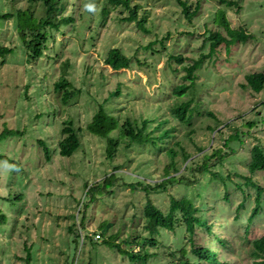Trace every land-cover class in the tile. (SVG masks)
I'll use <instances>...</instances> for the list:
<instances>
[{
    "label": "rangeland",
    "instance_id": "1",
    "mask_svg": "<svg viewBox=\"0 0 264 264\" xmlns=\"http://www.w3.org/2000/svg\"><path fill=\"white\" fill-rule=\"evenodd\" d=\"M68 1L64 15L73 13L74 28L65 26L53 31L43 55L28 63L13 19L0 20V46L14 49L6 55L4 64L0 57V131L7 128L22 132L0 141V153L17 163L0 160V216L4 218L0 223V264H130L126 256L109 249L103 241L116 236L120 244L137 234L146 236L140 216L145 194L140 186L132 189L131 185L139 179L153 184L163 178L164 168L173 162L166 153L169 145L176 152V176L183 173V153L195 156L198 147L208 148L213 137L209 127L220 128L227 122L233 125L225 129V135L234 133L235 127L240 131L235 132L231 143L222 146L227 159L210 167L223 177L229 176L226 185L206 174L200 176L198 184L184 188L169 185L165 192L149 197L162 212L167 211L171 197H186L195 205H203L212 233L228 242L229 253L201 228L196 229V242L217 247L232 264H255L261 257L253 254L252 241L264 236V206L262 215L246 222L255 191L250 186L242 191L236 184H243L244 176H250V150L259 145L264 152V85L254 93L245 82L248 74L264 73V0H228L236 3L230 7L219 0H181L192 8L199 4L190 21L175 0H130V6H141L138 15L146 14L147 33L133 22L119 20L128 16V10L119 6L113 9L110 0H92L99 10L90 23L87 19L92 17L86 15L83 5L86 0ZM104 4L111 10L101 19L99 11ZM26 7L25 0H0V14ZM219 8L232 29L242 27L252 36L244 44L236 42L228 49L224 44L216 47L195 71L190 90L174 99L171 91L184 82V71L181 64L168 58V53L178 51L184 66L201 53H209L203 32L206 27L214 30L211 15ZM35 12L37 17L41 15L40 8ZM167 32L171 36L165 38ZM149 44H153L151 49H144ZM111 48L120 49L131 60L129 68L113 71L104 64ZM67 60L68 77L80 93L64 105L53 83ZM115 86L119 88L118 96H108ZM175 101H189L195 111L186 125L177 126L169 117L177 130L174 138L163 144L134 143L126 147L128 138L124 137L109 159L107 141L117 132L102 139L86 130L98 104L119 125L130 120L139 126L141 118L150 119L161 112L167 115ZM64 122H71L79 140V147L70 157L58 154ZM153 126L148 125L146 131ZM38 140L48 149V158ZM176 142L179 145H174ZM222 143L220 139L214 144L221 147ZM109 175H113V186L100 193H86L87 186ZM252 180L264 188V171L255 172ZM242 201V207H237ZM101 224L112 225L96 237L101 234ZM75 229L79 232L77 244L72 234ZM184 234L182 228L181 232L162 231L153 238L177 249ZM128 248L141 250L132 245ZM162 251L157 250L163 255ZM165 263L157 257L146 264Z\"/></svg>",
    "mask_w": 264,
    "mask_h": 264
},
{
    "label": "trees",
    "instance_id": "2",
    "mask_svg": "<svg viewBox=\"0 0 264 264\" xmlns=\"http://www.w3.org/2000/svg\"><path fill=\"white\" fill-rule=\"evenodd\" d=\"M27 2V7L23 9H18L9 13L0 14V20L3 21L7 19H13L14 27L17 36L21 39L23 52L25 53V62H30L36 60L43 55V50L50 38H52L51 33L53 31L60 30L61 27L70 26L74 28L75 17L72 14L64 15L67 9L68 0H25ZM178 5L182 7V14L184 18L190 21V19L195 15L199 4H196L194 8L189 6L186 1L175 0ZM92 0H86L83 5H85L86 15L92 17L91 20L87 19L90 23L94 21V14L97 13L99 8L96 9V4ZM114 4L113 9L116 6L123 7L128 10V16L126 18H119V20H124L127 22H133L136 27L142 32L147 33L148 30L144 27V22L146 20V14L138 15V10L141 7L139 4H134L130 6V0H110ZM219 3L223 6L235 5V2L219 0ZM91 5V8L87 7ZM105 5V4H104ZM37 8H40V16L35 15ZM110 8L105 5L99 11V17L104 19L107 16V12H110ZM212 25L214 30L210 31L208 27L205 28L203 34L205 35V43H209V53H201L199 57L192 61L191 64L184 66V60L182 55L177 51L174 53H168L169 59H174L177 63L181 64V69L184 71L182 76L183 83L175 86L171 93L174 99L180 98L185 95V93L190 90L195 82V71L200 67L203 59L209 55H213L216 51V47L224 44L228 49L232 44L241 43L244 44L248 39L251 38V34L248 33L244 28L232 29L228 20L225 17L223 9H216L211 15ZM82 24L86 23L85 20H81ZM175 25V23H174ZM176 25H179L176 23ZM184 35H190L187 32H183ZM171 33L167 32L165 38L170 37ZM157 41V40H156ZM164 41V40H163ZM158 43V42H156ZM161 43V41H160ZM179 43V40H177ZM153 44H149L144 49H151ZM163 49L164 46H162ZM13 48H7L0 46V57L1 64H4L6 55L13 53ZM164 51V50H163ZM131 60L121 53L118 48H111L108 50L106 58L104 59V64L108 66L113 71H119L121 69L129 68ZM69 63L68 60L62 63L61 73L58 80L53 83V90L60 93V102L64 105L68 104L75 96L80 93V89L73 86L70 78L68 77ZM246 85L254 93H259L264 85V73H251L245 76ZM119 88L115 86L114 90L108 94V96H118ZM156 109L160 110L159 106ZM195 111V108H190L189 101L178 102L175 101L168 108V114L163 112L158 113V115H153L150 119L141 118L140 125L137 126L136 121L126 120L119 125L118 120L114 116H110L102 107L98 104V109L92 120L86 127V130L99 138H107L111 132H117L115 138L108 139L107 141V155L109 159H112L116 148L118 147L119 140L127 137L128 143L126 147L130 144H150L155 145V143L163 144L167 139L174 138V132L177 130L173 124H170L169 117L172 121L176 122L177 126L186 125L191 117V114ZM212 116L211 113H208ZM213 117V116H212ZM65 126L60 130L63 134V138L58 142V154L61 157H70L74 151L79 147V140L75 131L71 127V122H64ZM154 123V126L150 131H146L148 125ZM252 123H247L248 127ZM169 125V126H168ZM222 125V124H221ZM220 125V126H221ZM232 122L225 123L219 128V125H215L213 128L209 127L213 137L208 148L198 147L195 156L184 152L182 155L184 166L182 168L183 173L179 172L178 168H175L174 157L176 155L175 150L172 146H168V151L166 153L171 156L173 162H170L164 168L163 178L153 184H149L146 180H138L136 184H132V189L140 186V189L145 194V205L141 211V219L143 220L142 229L147 233L146 236L137 234L135 238H125L121 243H116V236H110L107 240L103 241V245L111 250H116L121 255L126 256L130 264H146L150 259L161 257L166 260L165 264H232V261L226 259L225 255L220 254L217 247H211L209 244L201 245L196 242V229L201 228L203 232L210 237L211 241L219 246H222L226 252L228 251V242L220 239L216 234L211 231L210 223H207L205 216V209L203 205H195L194 201L190 198L182 197L176 199L174 197L170 198L168 209L166 212H162L157 208L149 197L152 194H161L166 191L167 186L172 185L176 188L185 187L191 184H198L199 178L202 175L209 174L211 178L217 177L218 179L226 185L229 182V176L223 177L218 172L210 170L212 165L216 163L221 164L226 158L227 153L222 149L226 147L228 143H231L235 132L240 131L238 128H233L234 133L225 135V129L232 127ZM166 126V127H165ZM224 130V131H223ZM242 132V131H241ZM21 135L22 132L12 131L4 128L0 131V141L8 138V136ZM244 134V133H242ZM247 135V132H246ZM222 139L223 143L221 147L215 145L216 141ZM38 144L43 147L44 154L48 158V149H46L44 143L38 140ZM174 145H179L177 142ZM221 150L223 153H220ZM250 159L247 164V168L250 176H244L243 184H236V187L244 191V187L250 186L255 191V197L253 201V208L250 211V215L246 222L250 223L252 219L263 214L260 212L262 206V197L264 194V188L258 186L256 182L252 180V175L257 171H264V152L259 145H255L250 150ZM0 160L2 163H10L6 155L0 153ZM17 165L16 162H11ZM173 169L174 174L170 173ZM189 176V178H188ZM114 180L113 175L106 176L102 182L95 183L91 186H87L86 193H100L105 191L107 188L113 186ZM147 185V186H146ZM152 185V186H150ZM199 195V193L197 194ZM243 201L237 206L242 207ZM3 216H0V223L3 220ZM102 227L99 229L102 231L98 234L100 237L104 235L107 228L112 224H101ZM184 230V236L182 237V245L177 249H172L166 247L163 244L158 243L153 235H159L162 231L168 232H181ZM105 229V230H104ZM76 230V229H75ZM72 230L73 240L77 244L79 239V232ZM104 230V232H103ZM161 231V232H160ZM121 245L127 246V249H122ZM137 246L141 250L136 251L135 249H129L128 246ZM252 247L254 249L253 254L257 257H261L259 261L255 264L264 263V236L252 241ZM153 248L156 251H150ZM163 249L161 255L157 250ZM29 261V255L26 259V263ZM156 263H162L156 260Z\"/></svg>",
    "mask_w": 264,
    "mask_h": 264
},
{
    "label": "clouds",
    "instance_id": "3",
    "mask_svg": "<svg viewBox=\"0 0 264 264\" xmlns=\"http://www.w3.org/2000/svg\"><path fill=\"white\" fill-rule=\"evenodd\" d=\"M87 7L91 8V5H88Z\"/></svg>",
    "mask_w": 264,
    "mask_h": 264
},
{
    "label": "built area",
    "instance_id": "4",
    "mask_svg": "<svg viewBox=\"0 0 264 264\" xmlns=\"http://www.w3.org/2000/svg\"><path fill=\"white\" fill-rule=\"evenodd\" d=\"M96 237H99L98 234L95 235Z\"/></svg>",
    "mask_w": 264,
    "mask_h": 264
}]
</instances>
